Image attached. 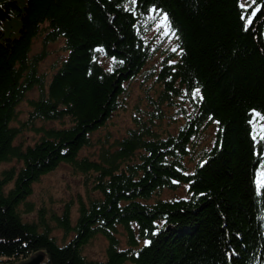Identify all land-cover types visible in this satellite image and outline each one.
Instances as JSON below:
<instances>
[{
  "label": "trees",
  "instance_id": "1",
  "mask_svg": "<svg viewBox=\"0 0 264 264\" xmlns=\"http://www.w3.org/2000/svg\"><path fill=\"white\" fill-rule=\"evenodd\" d=\"M150 10L168 14L179 49L142 84L157 111L135 116L121 138L99 141L96 157L79 156L122 105L123 83L151 57ZM41 31L45 40L63 37L66 50L47 83L36 72L41 55L29 54ZM33 86L39 93L28 99V121L69 124L33 126L39 136L24 146L14 139L28 122L12 121ZM178 98L194 112L175 133L163 132L161 106L180 105ZM254 113L264 116V0L243 7L240 0H0V164L20 163L0 171V264L37 252L43 264H264V181L255 179L264 126L255 138ZM212 122V143L188 168L191 137ZM61 163L82 176L76 217L66 202L59 213L41 206L36 219H23L21 210L33 209L32 183ZM179 184L186 197H160ZM96 235L106 240L99 260L83 253Z\"/></svg>",
  "mask_w": 264,
  "mask_h": 264
},
{
  "label": "rangeland",
  "instance_id": "2",
  "mask_svg": "<svg viewBox=\"0 0 264 264\" xmlns=\"http://www.w3.org/2000/svg\"><path fill=\"white\" fill-rule=\"evenodd\" d=\"M242 6H246L248 0H240ZM162 13L156 10H150L146 15L145 20L151 21L148 25L145 38L151 44V57L147 59L135 78L125 81L123 86L126 88L125 94L122 96V105L113 111V113L105 120L104 124L98 127L90 134L91 144L83 146L79 151V156H88L89 158L96 157L99 148V141H107V143L113 142L115 139L121 138L125 135L128 128L133 126V118L138 115H144L148 110L157 111L156 107L152 108L151 99H144V87H142L145 79L152 80L150 77L151 72H156L161 66V63L168 59L173 53H178L179 49L176 43V38L173 31L169 28L161 26L160 24ZM167 33V34H166ZM44 32H39L33 39L31 44L30 55L40 54L41 57L37 61L36 72L37 75H44L45 83L48 82L52 73L58 67L60 61L65 57L66 50L63 47L64 39L59 36L55 40H45ZM175 48L176 51L172 49ZM99 61H101L106 68H110L111 60L105 58L102 54H99ZM155 89L150 90L151 98H156V92L159 90V86L156 85ZM37 86H33L25 92L24 98L21 99L17 105V117L13 124H28L18 133L14 139V143H22L24 146L32 144L39 136L37 131L33 129L40 125L45 127L49 126H61L68 125V118L60 120H40L35 119L28 121V99L36 98L38 96ZM182 97V96H179ZM180 105H174L170 108L166 104L161 106L165 114L160 121L156 122V127L159 126L163 132L175 133L179 127H182L190 116H192L194 110L190 106L189 102L182 98H178ZM121 103V96L119 97ZM139 106V109L135 110V105ZM178 104V103H177ZM264 116L254 113L252 120L253 135L255 138H262ZM202 127V126H201ZM216 125L214 122L207 125L202 132L201 128H198L197 133L191 137L190 143L187 148H191L190 153L184 157V162L188 168H193L196 161L193 160L194 153L200 149L199 147H208L212 143V139L215 133ZM12 165L19 166L20 163L12 160L8 163L0 164V171L2 168H8ZM264 181V148L262 151L259 166L256 172V182L260 185ZM9 183L6 187H10ZM78 196L85 198V191L83 186L82 176L73 172L72 168L66 164L61 163L55 169L43 174L36 182L32 183V191L27 196L26 201L31 202L33 209L30 213L21 210L22 218L26 220L36 219V209L44 207L46 211H55L59 213L66 202H72L71 204V216L72 219L77 215V200ZM187 196V187L185 184H179L175 189H163L160 193V197L163 199L184 198ZM20 208H23V204H20ZM51 234L61 241L62 232L54 227L51 229ZM124 230L121 226H118V236L123 242ZM123 245V243L121 244ZM106 246V240L101 235L93 237L83 248V253L91 259H102L104 257Z\"/></svg>",
  "mask_w": 264,
  "mask_h": 264
},
{
  "label": "water",
  "instance_id": "3",
  "mask_svg": "<svg viewBox=\"0 0 264 264\" xmlns=\"http://www.w3.org/2000/svg\"><path fill=\"white\" fill-rule=\"evenodd\" d=\"M44 261V253L37 252L25 260L18 262L17 264H43Z\"/></svg>",
  "mask_w": 264,
  "mask_h": 264
},
{
  "label": "snow or ice",
  "instance_id": "4",
  "mask_svg": "<svg viewBox=\"0 0 264 264\" xmlns=\"http://www.w3.org/2000/svg\"><path fill=\"white\" fill-rule=\"evenodd\" d=\"M253 2H255V0H253ZM253 14H255V13H253ZM161 16H162V18H161L160 24H158L157 27L159 28V27L163 26V27L167 28L169 26V17H168V14L167 13H162ZM241 19H244V17L242 16ZM247 23L248 24H251L252 21L249 19L247 21ZM172 50L173 51H176L175 48H173ZM198 92H199V89H197L196 92L192 93V95H196Z\"/></svg>",
  "mask_w": 264,
  "mask_h": 264
},
{
  "label": "bare ground",
  "instance_id": "5",
  "mask_svg": "<svg viewBox=\"0 0 264 264\" xmlns=\"http://www.w3.org/2000/svg\"><path fill=\"white\" fill-rule=\"evenodd\" d=\"M253 120V114L251 115V121ZM255 179H256V175H255Z\"/></svg>",
  "mask_w": 264,
  "mask_h": 264
}]
</instances>
